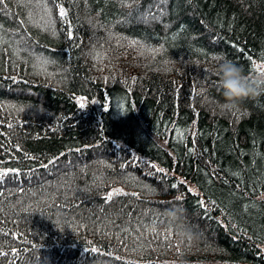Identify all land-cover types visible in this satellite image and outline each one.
I'll list each match as a JSON object with an SVG mask.
<instances>
[{
  "label": "trees",
  "instance_id": "obj_1",
  "mask_svg": "<svg viewBox=\"0 0 264 264\" xmlns=\"http://www.w3.org/2000/svg\"><path fill=\"white\" fill-rule=\"evenodd\" d=\"M225 58L261 71L264 0H0V264H264Z\"/></svg>",
  "mask_w": 264,
  "mask_h": 264
},
{
  "label": "clouds",
  "instance_id": "obj_2",
  "mask_svg": "<svg viewBox=\"0 0 264 264\" xmlns=\"http://www.w3.org/2000/svg\"><path fill=\"white\" fill-rule=\"evenodd\" d=\"M213 72L219 77L218 85L224 98L221 107L225 110L238 108L244 100L264 94V71L249 76L242 67L225 58Z\"/></svg>",
  "mask_w": 264,
  "mask_h": 264
},
{
  "label": "snow or ice",
  "instance_id": "obj_3",
  "mask_svg": "<svg viewBox=\"0 0 264 264\" xmlns=\"http://www.w3.org/2000/svg\"><path fill=\"white\" fill-rule=\"evenodd\" d=\"M60 15H61V17L66 16V12L62 7L60 8Z\"/></svg>",
  "mask_w": 264,
  "mask_h": 264
},
{
  "label": "rangeland",
  "instance_id": "obj_4",
  "mask_svg": "<svg viewBox=\"0 0 264 264\" xmlns=\"http://www.w3.org/2000/svg\"><path fill=\"white\" fill-rule=\"evenodd\" d=\"M259 68H260L259 70L264 71V64L263 65H259Z\"/></svg>",
  "mask_w": 264,
  "mask_h": 264
}]
</instances>
